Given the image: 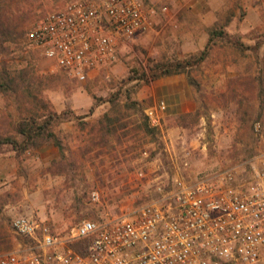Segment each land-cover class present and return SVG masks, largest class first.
Masks as SVG:
<instances>
[{
	"label": "rangeland",
	"instance_id": "rangeland-1",
	"mask_svg": "<svg viewBox=\"0 0 264 264\" xmlns=\"http://www.w3.org/2000/svg\"><path fill=\"white\" fill-rule=\"evenodd\" d=\"M71 1L30 0L34 19L29 31ZM145 4L152 8L159 2ZM169 8L151 18L146 32L118 37L115 62L85 80L58 69L29 42V31L20 46H13L5 58L8 69L13 74L26 70L34 94L59 112L69 109L76 119L55 128L65 156L54 144L27 152L1 149L0 254L23 242L12 225L18 216L38 218L66 234L83 219H100L103 207L119 213L120 207L144 202L152 189L132 188V174L160 158L165 168L158 173L171 183L175 170L166 143L190 163L193 176L236 168L240 179L249 178L255 156L264 149V139L254 130L261 122L264 131V0H188ZM212 31L218 36L201 65L151 83L141 81L126 98V90L138 82L133 80L158 63L198 57ZM120 89L125 94L115 104L104 103L90 113L95 97ZM31 100L23 89L0 91V138L16 135V124L34 107ZM160 102L167 106L166 140L160 131L152 135L142 128L146 109ZM93 190L102 193L103 206L91 202Z\"/></svg>",
	"mask_w": 264,
	"mask_h": 264
},
{
	"label": "built area",
	"instance_id": "built-area-1",
	"mask_svg": "<svg viewBox=\"0 0 264 264\" xmlns=\"http://www.w3.org/2000/svg\"><path fill=\"white\" fill-rule=\"evenodd\" d=\"M183 1L158 0L147 8L145 0H73L38 22L28 40L58 69L85 80L115 62L118 37L146 32L152 17ZM166 111L165 102L145 111L165 140ZM254 130L263 140L261 122ZM165 151L177 172L171 183L157 176L135 184L152 189L144 202L119 213L103 207L100 219H83L66 234L18 216L12 225L23 242L0 254V264H258L264 258V149L247 180L236 168L193 176L190 163L167 143ZM91 202L104 205L99 190L91 192ZM85 241L84 251L74 248Z\"/></svg>",
	"mask_w": 264,
	"mask_h": 264
},
{
	"label": "trees",
	"instance_id": "trees-1",
	"mask_svg": "<svg viewBox=\"0 0 264 264\" xmlns=\"http://www.w3.org/2000/svg\"><path fill=\"white\" fill-rule=\"evenodd\" d=\"M30 0H0V91L4 94H16L19 89H23L32 99L33 108L29 114L23 115L15 126L16 135L0 138V153L4 146H11L15 152H27L32 149H38L45 144H54L63 153V144L58 138L55 128L60 123L76 119L75 114L69 109L62 112L57 111L46 99L34 94L31 90L32 82L28 79L29 73L26 70L13 74L6 65L5 58L11 53L14 45L20 46L29 31V27L34 18L29 14L28 3ZM218 36L217 31L210 33L209 42L203 52L194 58L187 60H175L167 64L158 63L150 68V72L144 73L141 77L133 80L138 81L132 88L126 90V98L131 99L134 92L137 91L142 82L151 83L164 76L181 74L193 67L201 65L208 57L209 47L213 40ZM260 45L257 46V49ZM142 81V82H141ZM190 84H198L189 77ZM125 94L121 89L115 94L106 98H96V103L92 106L90 113H94L96 108L104 103L115 104L116 101ZM132 107L140 105L138 102H130ZM142 128L148 134H157L158 129L152 128L148 122L147 116L142 124ZM88 242H79L74 248L82 252L87 248Z\"/></svg>",
	"mask_w": 264,
	"mask_h": 264
},
{
	"label": "crops",
	"instance_id": "crops-1",
	"mask_svg": "<svg viewBox=\"0 0 264 264\" xmlns=\"http://www.w3.org/2000/svg\"><path fill=\"white\" fill-rule=\"evenodd\" d=\"M97 134H99V133H97ZM155 150H156V148H154V151ZM164 168H165L164 163L162 162V159H160V158H156V159H154L151 162L149 161L146 164L141 165L139 167V169L132 174L133 175L132 178H134V180H132L133 183H134V186L132 188H135V184H139V183L146 184L147 181H149L148 180L149 177L150 178H153V177L155 178L157 176H160V172L158 173V171H160L162 169L164 170ZM173 170H175V168H173ZM176 172L177 171L175 170V173ZM146 189H145V191H146ZM141 190L144 191V189H141ZM135 206L136 205H133L130 208L135 207ZM126 208H128V207H126Z\"/></svg>",
	"mask_w": 264,
	"mask_h": 264
}]
</instances>
